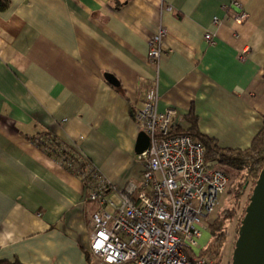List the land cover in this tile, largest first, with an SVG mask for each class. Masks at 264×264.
Instances as JSON below:
<instances>
[{"label": "crops", "instance_id": "0c3cea01", "mask_svg": "<svg viewBox=\"0 0 264 264\" xmlns=\"http://www.w3.org/2000/svg\"><path fill=\"white\" fill-rule=\"evenodd\" d=\"M1 1L0 264L90 259L96 206L40 133L76 146L121 189L141 181L133 112L153 83L176 130L190 129L192 112L203 136L244 150L262 128L264 0ZM160 28L166 54L155 65L148 40Z\"/></svg>", "mask_w": 264, "mask_h": 264}, {"label": "built area", "instance_id": "2783aa9c", "mask_svg": "<svg viewBox=\"0 0 264 264\" xmlns=\"http://www.w3.org/2000/svg\"><path fill=\"white\" fill-rule=\"evenodd\" d=\"M245 19L243 12L235 16L238 22ZM166 34L160 28L148 40V58L155 65L166 54L162 47ZM205 40L214 44L210 33ZM155 87L153 83L150 90L143 88V104L133 112L149 138L146 151L135 155L142 166L139 183L115 188L93 165L81 167L85 157L76 146L79 161L66 155L56 157L80 176L83 202L96 206L91 214L88 264H213L195 252L229 179L221 169L206 164L200 142L176 133L179 115L173 108L157 109ZM189 251L195 255L190 257Z\"/></svg>", "mask_w": 264, "mask_h": 264}, {"label": "trees", "instance_id": "16d2710c", "mask_svg": "<svg viewBox=\"0 0 264 264\" xmlns=\"http://www.w3.org/2000/svg\"><path fill=\"white\" fill-rule=\"evenodd\" d=\"M2 5L3 2L0 0V7ZM186 120L190 124V129L186 131L176 130V133L186 134L203 145L205 150V162L207 165L221 169L227 176L228 174L224 169L245 172L246 179L243 184L239 185L240 189L238 191V196L242 194L246 182L251 181L254 187L259 173L264 167V118L261 130L253 138L249 148L244 150L220 148L215 140L203 136L198 131L197 119L192 112L188 115ZM37 139H42V141H44L39 145L44 148L48 154L55 157L66 155V157L69 156L79 161L76 156L75 147H70L61 141H57L58 139L52 134L42 132ZM82 160L83 163L81 167L83 169L91 165L90 160L86 158ZM233 217V214H228L223 211L219 217L208 225L210 238L205 247L195 252L198 257L204 258L207 262H212L218 257L219 251L228 238V233L226 232L227 222L230 223ZM188 253L190 257L195 255L192 251Z\"/></svg>", "mask_w": 264, "mask_h": 264}, {"label": "water", "instance_id": "95a60500", "mask_svg": "<svg viewBox=\"0 0 264 264\" xmlns=\"http://www.w3.org/2000/svg\"><path fill=\"white\" fill-rule=\"evenodd\" d=\"M106 79L118 86L113 76L108 75ZM148 145V136L142 131L139 132L135 153H143ZM231 264H264V167L259 173L245 209L232 252Z\"/></svg>", "mask_w": 264, "mask_h": 264}, {"label": "rangeland", "instance_id": "374dc122", "mask_svg": "<svg viewBox=\"0 0 264 264\" xmlns=\"http://www.w3.org/2000/svg\"><path fill=\"white\" fill-rule=\"evenodd\" d=\"M228 174V184L223 194L218 198L219 205L217 211L209 220L208 225H210L213 220L219 217L222 212H227L228 214H233V220L229 223L227 222L226 232L228 233V238L219 251L218 257L213 260L214 264H231L232 252L234 249L235 241L238 237V230L240 227V222L244 216L245 208L248 205L249 198L253 190V184L251 181L245 183L242 194L238 196V191L240 189L239 185L243 184L246 179L244 171H235L230 169H224ZM209 226L204 228L202 231V236L198 240V248L202 249L205 247L210 238ZM197 249L196 251H198Z\"/></svg>", "mask_w": 264, "mask_h": 264}]
</instances>
